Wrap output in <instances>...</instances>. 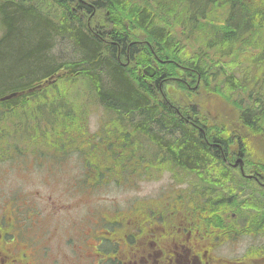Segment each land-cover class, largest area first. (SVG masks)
<instances>
[{
    "label": "trees",
    "instance_id": "trees-1",
    "mask_svg": "<svg viewBox=\"0 0 264 264\" xmlns=\"http://www.w3.org/2000/svg\"><path fill=\"white\" fill-rule=\"evenodd\" d=\"M39 1L42 9L38 0L0 1L4 41H21L17 66L7 55L0 75V97L17 94L0 100L5 131L19 127L30 142L85 151L102 165L93 172L117 185L168 173L180 185L171 208L243 218V232L255 233L264 216V0ZM192 35L199 45L190 50ZM60 42L72 58L52 52ZM147 65L152 77L139 71ZM76 79L91 84L83 101L72 90ZM200 90L227 102L233 122L208 119L194 103ZM85 99L104 111L96 132L86 127ZM67 133L89 146H70ZM242 154L245 179L227 167ZM247 251L250 264L264 261V253Z\"/></svg>",
    "mask_w": 264,
    "mask_h": 264
},
{
    "label": "flooded vegetation",
    "instance_id": "flooded-vegetation-1",
    "mask_svg": "<svg viewBox=\"0 0 264 264\" xmlns=\"http://www.w3.org/2000/svg\"><path fill=\"white\" fill-rule=\"evenodd\" d=\"M72 151L83 173L60 183L76 196L36 198L40 204L19 193L0 196V264H250L244 260L247 250L264 253V216L255 222V233L247 234L242 227L249 223L243 218L229 222L226 215L184 212L171 208L169 200L120 210L112 200L85 197L82 190L104 183L93 172L99 161L89 160L85 151ZM237 158L242 162L234 165L233 160L227 167L240 170L245 179L243 155ZM222 216L224 222L217 219ZM244 238L248 246L238 255L227 257L219 249Z\"/></svg>",
    "mask_w": 264,
    "mask_h": 264
},
{
    "label": "rangeland",
    "instance_id": "rangeland-1",
    "mask_svg": "<svg viewBox=\"0 0 264 264\" xmlns=\"http://www.w3.org/2000/svg\"><path fill=\"white\" fill-rule=\"evenodd\" d=\"M38 3L39 8L45 5L44 2L39 0ZM37 25L39 29H42L38 23ZM1 33L3 34L4 30L2 32L0 31V36ZM12 33L10 32L11 38ZM7 37L9 36L6 31L3 38L0 40V75L4 73V64L7 63V61L5 62L7 55L10 56L9 65L14 64L17 66L13 59V55L15 54L14 50H16L17 45L21 43V41H19V43L16 41L15 43L7 41L10 37L4 41ZM196 37L199 38L198 35H196ZM185 44H188V48L191 46L192 49H196L199 42H195L192 35V37L190 36L187 39ZM19 48L21 50L20 46ZM189 49L191 50V48ZM52 52L60 59H69L73 57L71 54V47L68 44L66 46L64 42L58 43L57 46L52 49ZM152 69L155 73L154 66ZM166 81H163V83ZM63 86L65 89H68L69 87V85H64V83ZM1 87L2 85L0 82V88ZM90 87L91 84L86 82V80L76 79L73 83L72 90L78 93L77 96L81 97L83 101V97L87 98V96H89L87 94L90 93ZM194 97V103L199 105L202 113L208 119L211 118L210 120L219 122L223 119L225 121H230L232 118L233 120L236 118L234 113L231 112L228 103L222 101L216 94L200 90L197 94H194ZM204 104L205 107L203 106ZM84 105L87 106L88 110L86 112L87 116L84 118L86 121V127L89 132H96L99 130L102 121L104 119L106 120L104 111L97 102L87 105L85 99ZM42 113L43 112L40 111L41 119L46 115L45 113ZM227 114L232 118H225ZM0 117H2L0 118V126L3 127L2 129L0 128V154L2 156L1 158H3V162L0 163V184L4 187L0 188V196L4 195V193H19V196H25L29 199H42L48 197L51 198L52 201L76 196V191L64 188L60 183L67 180H75L76 177L78 179L83 173L84 169L81 164L77 162V155L71 151L74 149L52 148L49 140H53V138L56 137L55 131L47 134V138L49 139L47 145H45L44 141L39 144L36 142H30V139L28 140L27 137H22L24 134L19 132V127L8 128L10 132L5 131L3 124L7 118L3 116L1 111ZM233 120L230 122H233ZM54 130L56 129L54 128ZM63 139L70 146L81 145V148L83 146L84 148L89 146V144L81 137L74 139L71 137L70 133H67ZM65 147H67V145ZM64 151H66V153ZM244 158L245 157L243 156V159ZM101 167L102 165L99 163L98 169ZM154 177L155 178H149V180H138L137 184L132 187L117 185L115 183H110V181L108 183L105 182V179H101L100 181H104L102 186H96L93 189L86 188L82 191L85 197L96 198L106 203L112 200L115 207L120 210H126L128 208L132 209V207L141 206L143 202L147 201L154 203L159 202L160 205H163L164 201L169 200L172 202L180 185L177 186L172 184V178L168 176V173L160 174L158 177L154 175ZM99 179L97 181H99ZM36 202L38 204L42 203V201L37 199ZM251 202L255 205L254 207L257 208L258 205H256V201H251L249 199V204L253 206ZM166 206H168V204ZM262 215H264V212H262ZM247 246L248 240L247 238H244L242 242L240 241L238 244L222 245L219 249L223 255L231 257L243 252Z\"/></svg>",
    "mask_w": 264,
    "mask_h": 264
},
{
    "label": "water",
    "instance_id": "water-1",
    "mask_svg": "<svg viewBox=\"0 0 264 264\" xmlns=\"http://www.w3.org/2000/svg\"><path fill=\"white\" fill-rule=\"evenodd\" d=\"M143 73H145L148 76H152L154 72H153V69L151 67H145V68H143ZM54 76H56V74L51 76V77H49V78H47L46 80H44V82L41 85L43 86V85H45L47 83H51V81H52L51 79ZM16 95H17L16 92H12V93H9V94H6V95L0 97V100L9 99V98L14 97Z\"/></svg>",
    "mask_w": 264,
    "mask_h": 264
},
{
    "label": "bare ground",
    "instance_id": "bare-ground-1",
    "mask_svg": "<svg viewBox=\"0 0 264 264\" xmlns=\"http://www.w3.org/2000/svg\"><path fill=\"white\" fill-rule=\"evenodd\" d=\"M11 1V0H10ZM26 3V2H25ZM176 4V3H175ZM29 5V4H28ZM61 5V4H60ZM194 6V5H193ZM35 8V7H34ZM198 10V9H197ZM51 12V11H50ZM223 13V12H222ZM123 17V16H122ZM121 17V18H122ZM167 20V19H166ZM176 20V19H175ZM61 22V21H60ZM226 29V28H225ZM165 30V29H164ZM173 39V38H172ZM221 55V54H220ZM144 56V55H143ZM184 57V56H183ZM122 62V61H121ZM150 65H152V64H150ZM148 66V65H147ZM153 72H154V70H153ZM141 75V74H140ZM154 75V74H153ZM152 75V76H153ZM162 78V77H161ZM165 78V77H164ZM168 80V79H167ZM164 81V80H163ZM129 82V81H128ZM161 83H162V81H161ZM238 85V84H237ZM230 86V85H229ZM11 92V91H10ZM164 94V93H163ZM166 97V96H165ZM106 98V97H105ZM37 101V100H36ZM107 101V100H106ZM263 109V108H262ZM68 112V111H67ZM254 121V120H253ZM31 128V127H30ZM208 132V131H207ZM43 134V133H42ZM209 150V149H208ZM254 150V149H253ZM243 155V154H242ZM139 156V155H138ZM247 161V160H246ZM223 166V165H222ZM234 169V168H233ZM245 171V170H244ZM264 172V171H263ZM235 174V173H234ZM221 182V181H220ZM231 185V184H230ZM205 188V187H204ZM234 190V189H233ZM220 192V191H219ZM244 194V193H243ZM218 196V195H217ZM216 196V197H217ZM202 197V196H201ZM209 198V197H208ZM239 198V197H238ZM237 199V198H236ZM261 201V200H260ZM232 205V204H231ZM227 206V205H226ZM261 206V205H260ZM236 208V207H235ZM223 209V208H222ZM248 211V210H247ZM258 221V220H257ZM221 224V223H220ZM237 224V223H236ZM228 225V224H227Z\"/></svg>",
    "mask_w": 264,
    "mask_h": 264
}]
</instances>
